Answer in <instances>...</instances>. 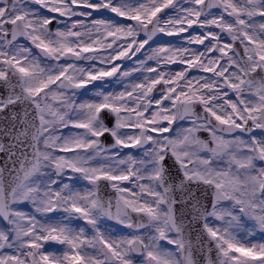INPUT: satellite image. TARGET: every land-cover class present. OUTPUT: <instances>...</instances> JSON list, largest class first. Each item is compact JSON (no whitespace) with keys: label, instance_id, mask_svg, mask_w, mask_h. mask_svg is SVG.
I'll return each instance as SVG.
<instances>
[{"label":"snow or ice","instance_id":"snow-or-ice-1","mask_svg":"<svg viewBox=\"0 0 264 264\" xmlns=\"http://www.w3.org/2000/svg\"><path fill=\"white\" fill-rule=\"evenodd\" d=\"M0 121V264H188L193 183L192 264H264V0H0Z\"/></svg>","mask_w":264,"mask_h":264},{"label":"flooded vegetation","instance_id":"flooded-vegetation-1","mask_svg":"<svg viewBox=\"0 0 264 264\" xmlns=\"http://www.w3.org/2000/svg\"><path fill=\"white\" fill-rule=\"evenodd\" d=\"M107 84V81L105 82H97V86L99 87H103L104 85ZM108 87L110 88L111 85H108ZM83 91V90H81ZM92 92V86H89V90H88V96L85 98H89ZM80 97L78 96V99ZM174 162L169 161L167 167H169L170 171L174 174V175H178V172H176V170L174 168H172ZM54 173V172H53ZM55 174V173H54ZM39 179V178H37ZM74 179H77L74 177ZM86 182L83 181L82 179H78L77 183L75 185V187L79 188L82 186H85ZM200 192L201 190L197 189L195 184H191V185H184L182 188L177 186V188L173 191L172 195L175 197L176 201L180 202L183 201V203H178L176 205V209H177V213L178 215V219H183L184 222H189L192 221L193 219V215L195 214V207L192 209L191 206H194V201H192V197L195 196L197 199L200 198ZM191 205V206H190ZM51 215V214H49ZM62 216V214L58 213L56 214V216L54 217L55 219H60V217ZM169 216L168 213H166L164 215V219H167ZM105 225H112L113 222L109 221V220H103L102 221ZM82 221H77V220H73L72 224L73 226H78L79 224H82ZM119 227V226H117ZM189 227H191V229L193 228L191 225H189ZM188 228V227H187ZM187 228H185L184 233H189L190 231L187 230ZM194 228H196V225L194 226ZM110 231L115 232L116 228H111Z\"/></svg>","mask_w":264,"mask_h":264},{"label":"water","instance_id":"water-1","mask_svg":"<svg viewBox=\"0 0 264 264\" xmlns=\"http://www.w3.org/2000/svg\"><path fill=\"white\" fill-rule=\"evenodd\" d=\"M14 110L19 112L20 111L19 106L16 109H14ZM0 123L7 124L8 122L7 121H0ZM2 156H3V154L0 153V158H2ZM0 162H2V159H0ZM191 208L193 209L194 206H191ZM197 235H198L197 229H195V230H193V231H191L189 233H185L184 234V241H185L184 256L187 259L188 264H192L193 260L199 259V248H198V246H196L195 243H194L191 248L188 247L189 238H191L192 241L195 242Z\"/></svg>","mask_w":264,"mask_h":264},{"label":"rangeland","instance_id":"rangeland-1","mask_svg":"<svg viewBox=\"0 0 264 264\" xmlns=\"http://www.w3.org/2000/svg\"><path fill=\"white\" fill-rule=\"evenodd\" d=\"M40 147L41 148H44L45 147V144L42 142L41 145H40ZM51 175H52V173H51ZM37 178H39V177H37Z\"/></svg>","mask_w":264,"mask_h":264}]
</instances>
